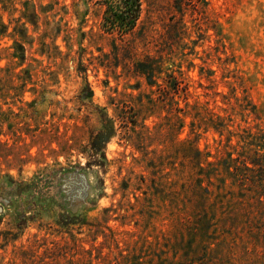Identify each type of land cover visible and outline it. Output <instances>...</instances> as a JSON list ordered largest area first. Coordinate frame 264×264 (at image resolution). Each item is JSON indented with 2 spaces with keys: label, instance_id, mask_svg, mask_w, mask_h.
Segmentation results:
<instances>
[{
  "label": "rangeland",
  "instance_id": "374dc122",
  "mask_svg": "<svg viewBox=\"0 0 264 264\" xmlns=\"http://www.w3.org/2000/svg\"><path fill=\"white\" fill-rule=\"evenodd\" d=\"M138 3L0 0V264H264V0Z\"/></svg>",
  "mask_w": 264,
  "mask_h": 264
},
{
  "label": "trees",
  "instance_id": "16d2710c",
  "mask_svg": "<svg viewBox=\"0 0 264 264\" xmlns=\"http://www.w3.org/2000/svg\"><path fill=\"white\" fill-rule=\"evenodd\" d=\"M115 1V0H114ZM119 4L122 5L124 9V13L130 14L133 10V8H136L139 6L138 0H117ZM141 69V73L145 76L147 85L152 86L155 84L154 80V69L149 64H144L143 68ZM169 92H172L175 95H178L181 91L186 93L188 90L187 86H183V82L179 79H174L172 85L169 86ZM220 135H222V132L219 131ZM254 145V144H251ZM255 147H259L260 149L264 150V144L261 145H255ZM256 158H253L249 160L244 159L241 162L239 161V158L232 159V162H235L237 164H233V166L228 165L226 166L227 173L232 179L231 186L236 185L239 190L237 192V197L241 199L240 203L245 204V200L247 201H254L258 205L262 204V195H259L256 190H260V192L264 195V155L259 154V151L255 150ZM231 156V155H230ZM229 156V157H230ZM232 170V171H231ZM252 173L253 175H250ZM200 186L202 184V181H200ZM250 183L253 187H255V191L251 190L252 188H248L246 186V183ZM220 183H223L225 185L224 181H220ZM217 192H220L222 189L221 186H216ZM208 192V189H206ZM246 192H254L255 195L248 194L246 195ZM227 195L231 196V192H228ZM247 197L246 199H244Z\"/></svg>",
  "mask_w": 264,
  "mask_h": 264
}]
</instances>
